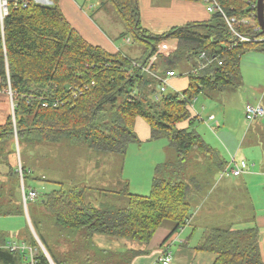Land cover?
<instances>
[{"label":"trees","instance_id":"trees-1","mask_svg":"<svg viewBox=\"0 0 264 264\" xmlns=\"http://www.w3.org/2000/svg\"><path fill=\"white\" fill-rule=\"evenodd\" d=\"M106 1L115 7L124 25L127 33L123 36L130 35L135 42L145 44L140 60L132 61L120 52L107 53L88 43L66 21L57 0L52 7L33 2L26 8L9 5L8 14L0 20V88L11 92L13 101V115L0 125V166L7 165L9 155H13L15 164L20 145L33 143L67 142L65 145H84L97 154L124 157L128 146L139 142L134 131L138 118L148 126L152 139H165L176 153L175 161L155 166L147 196L128 194L126 189L118 191L129 200L125 209H97L85 202L84 187L64 189L55 183L59 189L43 194L40 204L53 215L58 227L78 235L80 242L71 253L59 258L32 224L54 264H71L70 258L73 264L86 263V258L92 264L95 258L88 255L90 251L100 255L96 263L130 264L146 251L129 250L117 260L113 253L95 247L92 237L105 235L146 246L165 222L172 224V233L181 228L189 218L188 185L183 179L188 183L192 180L182 178L189 154L197 151L209 160L217 159L216 152L196 132L184 128L186 124L192 126L195 119L190 103L201 92L235 87L241 57L249 51L264 52V42L238 43L216 13L211 25H203L210 28L203 29L205 33L196 31V24H189L155 35L140 26L137 0ZM216 1L226 15L236 18L240 34L264 38L256 21V0ZM169 39L178 41L170 57L175 62L192 61L202 53L205 64L212 61L189 74L188 85L180 93L161 92L159 81L142 69L158 51L159 43ZM150 70L161 76L166 73H160L154 63ZM19 162L20 169L9 167L2 175L13 178V184L0 180V218L20 216L22 212L20 183L25 190L30 171ZM29 242L37 247L34 238ZM196 250L215 254L213 264H264L255 229L213 230ZM34 261L49 264L40 249ZM0 264L27 263L24 255L0 248Z\"/></svg>","mask_w":264,"mask_h":264},{"label":"crops","instance_id":"crops-1","mask_svg":"<svg viewBox=\"0 0 264 264\" xmlns=\"http://www.w3.org/2000/svg\"><path fill=\"white\" fill-rule=\"evenodd\" d=\"M34 1L37 3L36 5L40 4L42 6L48 3L47 0ZM81 1L82 0H57V5L70 26L88 43L100 47L107 53L116 54L120 52L119 48L115 46L117 45L116 42H114L105 31H101L96 27L93 17L85 10L87 6L82 7L79 5ZM137 3L140 26L149 33L155 35H160L172 28L184 27L189 24H196L195 30L197 28L208 30L210 28L206 26L214 22H212L214 15L207 12L205 4L201 1L137 0ZM157 3H159V5H157ZM98 5L99 2L96 3L95 6L89 5L88 7L92 9ZM52 6L53 3H51L49 7ZM100 14L101 13L96 12L98 19H100ZM105 25L109 28V23ZM126 33L125 28L124 32L120 30L116 32L115 30L114 36L115 38L117 36L123 38L127 36H123V34ZM129 41L130 40H127V42ZM177 46L178 41L176 39L163 41L159 43L158 51L151 56L153 58V63L158 65L159 72H166L163 76L156 73L159 77L167 78L166 74L170 71L175 73L176 68H173V66L178 62H175L170 57L176 52ZM159 57L163 58L160 59ZM205 58H202L201 55L195 58V66L192 64L191 68L187 67L184 73L188 76L189 74L197 72L204 66ZM188 64L191 65L190 63ZM175 76L167 78L165 91L167 88L178 89L180 82H176L175 79H173ZM236 79L235 87L220 91L221 94L219 98L224 95H230L236 92L239 93L236 114L238 125L228 118L230 103L233 100L230 99L228 102L222 101V106L220 105L218 107L216 106L217 98L213 96L214 92L207 93L206 95L208 99L204 101V107L209 106L208 112L210 114H206V128L201 129L197 134L216 152L217 159L215 157L216 160H209L207 158L203 160L202 164L204 169L197 173L190 169L189 164L191 161L187 159L182 178L188 177L189 180H192L191 183H193L192 186L188 185L186 195L189 218L186 219L181 228L177 229L174 233H172L170 229V226L172 228V224L168 223V226H164L166 224L164 223L157 229L147 246H141L139 249V246L136 244H120L122 243L121 240L116 239L115 244L123 248L127 247V252H129V250H136V248L137 250L142 249L146 251L144 255L135 257L130 264H161L158 262V257L164 251H169L170 253L172 259L170 264H176L181 257L185 259L184 264H213L216 255L211 252H198L196 247L199 242L203 241L213 230H226V228L233 232L255 229L258 234L260 253L264 263V212L260 211V213H256V210L264 211V115L251 122L246 121L244 117V108L246 104L260 105L264 109V52L257 50L245 53L240 59L239 76ZM187 85L188 80L186 87ZM175 92L178 91H173V93ZM8 93L9 90L0 88V125H3L10 115H13V101L11 95H7ZM200 94H205V91ZM196 99L192 102L194 103ZM192 102L190 103V108L195 117L194 124L196 121H199V119L200 121L204 119L203 115H196L197 113L193 112ZM142 123L145 124L140 118L136 119L134 131L139 141L136 143L156 145L160 139H152L150 130L146 124L147 128H143V130L140 128L143 127ZM193 124L192 126L186 124L185 127H183L191 131L193 130ZM193 131L195 132V130ZM136 143L129 145L125 155H127L128 151L131 153V145H135ZM141 147L142 146H140L139 149H141ZM162 148L161 146V156L151 160L147 176H145L144 179L145 186L143 187L147 186L151 189V181L155 166L160 164V162H166V153L164 156L162 155V150H166V146ZM129 155L131 157V154ZM117 156L121 159L125 158V156L121 157L119 154H117ZM94 162L97 166L102 165L103 170L106 168V165L109 164L107 161L104 162V160L98 157L94 159ZM231 162L238 164L244 162L246 169L238 176H223L222 173L224 169L231 164ZM0 172H5L1 166ZM138 173L142 175L140 171H138ZM195 176L197 178H195ZM220 188H222L221 191ZM123 189H126L128 194L132 193L133 195L141 196V194L130 191L129 180L128 182L125 180ZM134 190H137V185ZM29 192L35 193L34 199H26V201H24L23 194L27 195ZM20 194L24 203L27 201L33 202L37 199V192L34 189L25 192L22 186ZM116 194L121 195L118 192H116ZM122 196L124 195L122 194ZM245 201L249 204L251 218L244 219L240 217L237 219H228V215L240 210ZM219 204L226 205L228 209L226 215L218 211L217 206ZM21 227L22 229H26L25 234L27 229L28 231L29 228L31 229L33 232L31 237L35 239L37 247L32 246L30 242L27 243L22 240L21 242H15L14 240H16L17 234L8 239L0 234V248L24 255L27 264H30V256H32L34 260V257L40 249L46 255L49 264L50 262L54 264L47 255L42 244L36 238L31 221L23 220V225H21L20 228ZM20 235L21 234H18V236ZM13 244L22 245L26 249L23 251H11L8 247ZM126 251L123 254H126Z\"/></svg>","mask_w":264,"mask_h":264},{"label":"rangeland","instance_id":"rangeland-1","mask_svg":"<svg viewBox=\"0 0 264 264\" xmlns=\"http://www.w3.org/2000/svg\"><path fill=\"white\" fill-rule=\"evenodd\" d=\"M43 6L49 7L53 0H47ZM84 2V3H83ZM99 2V5L90 9L88 6H95L96 3ZM85 4V6H84ZM79 5L82 7H86L85 10L89 12L95 21L96 27H98L101 31H105V33L111 37L119 48L120 53L125 55L127 58L131 60L138 61L144 56L145 44H141L140 42H135L130 35L126 37L115 38L114 33L115 30L124 32V25L121 23L119 19V15L115 9V7L106 0H82L79 2ZM159 5V3H157ZM42 6V5H41ZM96 12L101 13L100 19L96 15ZM109 23V28L105 25ZM199 33H205L206 31L203 29H196ZM127 40H130L127 42ZM264 42V41H258ZM258 42H247V43H258ZM190 63L191 65H189ZM192 64L195 66L196 59L192 61H180L173 68H176L175 73L176 76L175 81L180 82V86L178 89L167 88V92L178 91L182 92L186 88L188 76L184 73V70L188 67L191 68ZM185 84V86H184ZM208 92L205 94H200L197 99L193 103V112L197 113L196 115H203V121H196L193 124V130L196 133L203 128H206L207 116L206 114H210L208 112L209 106L204 107V101L208 98ZM220 92H214L213 96H216L217 105L220 106L222 101L228 102L230 99L233 100L230 103V111L228 113V118L236 122L237 120V108H238V92L224 95L219 98ZM11 95V92L7 94ZM234 98V99H232ZM222 106V105H221ZM228 107V105H227ZM244 120V119H243ZM143 128H147L144 123ZM142 137V134H141ZM67 142H63L59 144L53 143H33V144H21L18 151L16 150V158L15 164L13 163V155H9L6 159L7 165H1V168L5 171L4 173L0 172V180L3 178V181L6 184H13V178H8L5 175L7 169L12 167L13 169H20V160L23 163V166L30 171L27 175V179L24 183L25 190L30 188L34 189L37 192V199L35 201H29L27 204L23 202L22 197L19 199L21 201L22 212L20 211V216H9L8 218L1 217L0 218V234L6 239L13 237V235L17 234L15 242L25 241L29 243V239L33 232L29 228L25 234L26 229L20 228L23 225V220H30L31 225L33 224L36 231L43 235L47 246L50 250L59 258L63 257V254L71 253L73 250V246L80 242L79 236H73L71 231L58 227L55 224L53 215L46 211V209L40 204L42 203L41 197L42 194L48 193L51 190L59 189V186L55 183H59L63 185L64 189H68L70 187H77L79 189H85L84 199L85 202L90 203L97 209H105V208H113V209H125L128 207L127 197L116 194L119 190L123 189L125 180L130 181V191L133 193L141 194V196H146L150 192V187L145 186V176H147V171L149 169V165L151 160L157 159L161 156V146L164 148L166 146V150H162V155L164 156L166 153V162H171L176 160V153L173 148L168 147V142L165 139H160L156 145H145L138 144L131 145L132 151L131 153L128 151L127 155H125L124 159H121L117 155H98L94 153L92 150H89L84 145H75L68 146ZM141 147V149H139ZM129 148V146H128ZM135 148V149H134ZM87 151V153H86ZM5 152L3 153V155ZM88 154V155H87ZM131 154V157L130 155ZM98 157L101 160L107 161L109 164L106 165V168L103 170L102 165L97 166L94 162V159ZM130 159V160H129ZM190 169L195 173L202 171L204 166L202 164L203 160L206 158L197 151H193L188 156ZM164 162V163H166ZM160 164H163L160 162ZM140 171L142 175L138 173ZM19 172V170H18ZM197 175V174H196ZM195 178H197L195 176ZM187 185H193V183H188L185 179H183ZM20 183V181H19ZM129 185V183H128ZM137 185V190L134 188ZM30 187V188H29ZM22 189V184L20 183V192ZM222 188H220V191ZM132 194V193H131ZM21 196V194H20ZM41 201V202H40ZM218 211L222 214L226 215L225 204H219ZM264 212L262 210H256V213ZM239 216V217H238ZM244 218L250 219V209L249 204L245 201L242 204V208L237 210V212H233L228 215L229 218ZM241 220V219H239ZM164 226H168L169 222H165ZM170 229L172 230L171 226ZM227 229V228H226ZM17 232V233H16ZM84 233V232H81ZM18 234H21L18 236ZM93 245L98 247L101 250H106L114 255H116L117 260H119V256L124 255L123 253L128 249L123 248L122 246H117L115 244L116 238H112L105 235H94L91 239ZM119 240V239H117ZM12 241V240H11ZM87 243V241L85 240ZM122 243L126 244H136L138 245V249L143 244L121 240ZM147 246V245H146ZM137 249V248H136ZM142 250V249H141ZM89 256L94 255V260H92V264H103L101 262L96 263V259L100 258V255L93 254L92 251L88 253ZM83 254H80L81 258ZM73 257V256H72ZM69 263L73 264V259L70 258ZM185 259L180 258L176 264H184ZM83 264H89L87 262Z\"/></svg>","mask_w":264,"mask_h":264},{"label":"built area","instance_id":"built-area-1","mask_svg":"<svg viewBox=\"0 0 264 264\" xmlns=\"http://www.w3.org/2000/svg\"><path fill=\"white\" fill-rule=\"evenodd\" d=\"M203 4L206 6V10L209 13H216L219 14L220 17L224 20V23L227 28V33L238 40V43L241 42H258V41H264V38H255L252 36H247V35H242L238 32L236 29V23L237 20L233 16H228L224 12V10L221 8V6L217 3L216 0H200ZM30 2H33L37 4L34 0H0V20H3V18L8 14V6L12 5L15 8L21 7V8H26L27 5H29ZM40 5V4H38ZM243 23H246V21H243ZM258 30V29H257ZM202 58H205V54H201ZM212 61L208 60L202 68H204L207 64H210ZM153 63V58L150 57L146 63L145 66L142 67L143 71L148 73L150 76L155 77L157 81L161 84L159 87V90L165 91V86L167 85V78H171L175 76L174 72H167V78L159 77L157 74H154L151 72L150 67L151 64ZM139 66V65H137ZM200 68V69H202ZM10 93V91H9ZM264 115V109L260 105H253V104H246L244 108V117L245 120L248 122H251L255 120L256 118L262 117ZM246 169V165L244 162H241L240 164L231 162L223 171L222 175L223 176H238L243 173V171ZM35 197V193L29 192L27 195L23 194V200L26 201V199L32 200ZM11 251H23L26 248L24 246L20 245H9L8 247ZM171 256L169 251H164L163 253L160 254L158 257V262L161 264H170L171 263ZM29 263L30 264H35V261L33 260V257L30 256L29 258ZM50 264H52L50 262Z\"/></svg>","mask_w":264,"mask_h":264},{"label":"water","instance_id":"water-1","mask_svg":"<svg viewBox=\"0 0 264 264\" xmlns=\"http://www.w3.org/2000/svg\"><path fill=\"white\" fill-rule=\"evenodd\" d=\"M256 21L261 34H264V0H256Z\"/></svg>","mask_w":264,"mask_h":264}]
</instances>
